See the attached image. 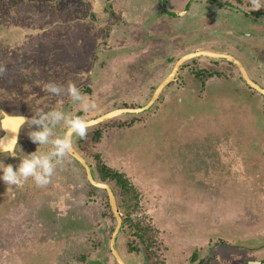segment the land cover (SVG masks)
Instances as JSON below:
<instances>
[{
    "label": "flooded vegetation",
    "instance_id": "obj_1",
    "mask_svg": "<svg viewBox=\"0 0 264 264\" xmlns=\"http://www.w3.org/2000/svg\"><path fill=\"white\" fill-rule=\"evenodd\" d=\"M0 1L2 2L0 13L2 10L7 12L5 1ZM36 1H39L40 5L48 11L60 10L65 15L66 9L68 10L71 3H74L72 0H34V2L32 0L33 3ZM76 1V4L72 6L74 14L83 21L85 20L84 5L88 6V3L84 0ZM147 1L88 0L93 7V10L89 8L90 12L86 15L89 23L99 24L97 18L99 12H94L96 7L101 8L102 11L107 10L105 26L119 24L129 29V33L125 31L126 29H114L113 35L118 33L124 38L130 35L131 39L126 42L133 43L117 47L114 45L115 37L113 39L106 37L104 42L103 40L100 42L103 43V51L100 47L90 54L93 60L87 68L84 67L82 76L97 74L102 77L101 81L107 83V88L100 90L104 92H94L95 99L97 100L98 94H105L122 80L125 68L129 67L133 60L144 62L146 60L143 59L144 57L153 61L151 67L154 69L151 71L152 80L149 81V88H146L142 99L152 92L154 94L150 102L139 109L142 110L140 113L131 114L125 112L130 110H120L124 113L119 116H110L115 112L94 118H92L93 115L89 118L82 115L81 117L88 125L86 136L79 138L73 135L72 151L64 158L63 164L57 166L47 185L37 187L31 178H28L19 188L7 186L0 181V264H212L210 260L200 259L198 255L200 247L206 251L205 257H212L210 256L212 240L216 241L213 244V247L216 246L215 249H227L222 257L223 264H239L242 260L244 264H249L250 261L257 259L260 264H264V8L258 11H246L249 0ZM61 3L64 5L63 8ZM66 4H68L67 7ZM127 7L132 11L130 15L125 11ZM150 12L156 15L154 17L156 24L153 25L154 21L151 23L153 27L156 26V30L153 33L149 32L148 37L150 40L153 37L155 39L150 42L146 40L143 43L140 40L144 35L142 34L144 29L152 26L151 24L147 26L148 21L151 20ZM143 22L146 23L144 26ZM115 26L118 27V25ZM105 41L108 46L104 45ZM3 46L4 44L1 47ZM116 54L121 59L118 64L115 57L103 65L104 59ZM7 57L11 59L12 56L9 54ZM20 62L18 58V63ZM39 63L44 65L41 61ZM13 64L10 62L8 65L0 61V89L5 90L3 85L6 84L3 83L10 82L16 76L6 86L7 90L19 87L23 91L28 88L27 84L30 86L32 84L31 74L25 72L23 74V71L15 72ZM55 66L56 63L50 64L49 67L45 64L44 72L51 73L53 70H49L50 68L62 72L61 67ZM107 75L114 76L116 82L107 79ZM74 77L70 81L77 86ZM41 78L44 81L46 79L43 76ZM23 81L25 82L22 83ZM166 81L169 82L166 83ZM155 82L158 83L157 87ZM164 83L166 84L162 87ZM42 89L40 85H34L29 90L34 94L32 93L31 97L22 103L26 110L17 108L15 113L9 114L2 106L0 122L6 116L9 118L31 117L33 114L31 115L29 111L34 108L29 106L31 102L40 105L45 111L52 109L42 99L48 96V99L53 101L51 98L53 94L44 91V96L36 98L37 94H41ZM65 95L66 93H62L59 96ZM14 101L19 103L18 100ZM242 101H246L252 109H249L246 114L241 113L240 109L233 113L235 117L233 125L239 133L235 137H227L222 133V140L216 142L217 150L211 151V148L207 147L210 151H206L204 161L196 160L190 165L191 169L188 171L189 180L193 182V184L188 183V188L193 191L190 195L197 199L202 192L204 204L208 208L205 207L204 211L209 214L207 223L211 224L215 231L205 233L203 237L196 235L192 239L180 240L177 233L178 230L185 228L187 219L179 217V221H176L177 217L170 212V203L174 201L172 200L175 197L174 194L165 189L160 181L158 183L157 178L148 176L146 168L149 169V166L145 161L139 160L138 157L132 158L134 153L122 147L128 138L127 131L136 125H143L145 118H150L158 112L160 106L166 102L176 104L187 102L189 105L202 106V104L225 105ZM64 108L66 109V106L61 107L60 110L63 111ZM80 113L82 112L79 110L78 114ZM120 116L129 117L134 121L136 119V121L120 132L110 131L103 125ZM59 126L53 127L54 135L61 133L59 129L58 134L56 131ZM35 128L36 126H33L29 129L27 125L19 128V133L15 134L17 155L23 156L36 151L38 145L28 136V132ZM122 131L123 136L120 137ZM12 135L7 131H0V138H11ZM115 136L123 143L120 149L113 152L116 139L113 140L112 137ZM147 136L136 135L135 137L146 138ZM155 138L151 140L154 142ZM90 139L94 142L105 141L107 159L99 153L96 156L95 153L89 155L87 144ZM228 141L232 142L228 143ZM48 147L40 146L39 151L46 152ZM141 147L142 145H138L136 150L140 151ZM9 154L7 151L0 154V161L12 164L15 169L19 163V156H9ZM75 155L79 156L82 162ZM91 156L95 165L91 161ZM130 159L131 161L134 159L133 164L130 163ZM128 162L130 167H127ZM203 162L206 163L203 164ZM220 162H223L225 167L217 171ZM249 163L257 167L246 171L245 164ZM74 164L77 166L76 171H72L67 166H74ZM238 165L243 171H236ZM120 166H124V169L120 170ZM240 174L242 178H239ZM237 182L246 188L245 192H248L252 200H246V197L241 194L242 199L240 203H237V218L232 215L226 216L224 211L219 214L220 205L226 197L227 204H231L230 197L240 196L238 191L234 193L233 186ZM127 187L133 189V196L137 198L139 204L146 202V196L156 202L154 209L157 206L158 209L150 212L149 215L158 219L161 226L158 230L166 233H162V246L153 247L147 239H145L147 242L143 240L144 236H136L137 243L141 244L134 245L132 241V246L127 245L129 247L127 254L121 250L119 239L124 230L127 212L120 203L119 190L121 188L126 190ZM211 210H213L212 213ZM191 215L195 217L194 209ZM44 216H53V223L43 221ZM215 218H218L217 222ZM101 219L104 223H109L110 230L107 231L111 233L108 258L89 259L88 256L92 255L78 252L83 250L84 241L94 251L100 250L98 243L100 236L102 238L103 235ZM225 221L231 223V226L240 228L237 234L224 232L227 231ZM16 227L20 228L19 233L15 231ZM31 227L33 232L28 229ZM64 227L66 229L64 232L68 229L71 230V234L73 231L77 232L74 234V242L66 244L63 250L56 253L48 252L50 245L44 247L51 242V236L57 239L58 246L64 241L60 234ZM28 233L30 238L26 236ZM62 236L66 234L62 233ZM216 243H219L218 247ZM51 245L55 246L56 242L52 241ZM87 251L91 254V251ZM258 255L263 256L254 258Z\"/></svg>",
    "mask_w": 264,
    "mask_h": 264
},
{
    "label": "rangeland",
    "instance_id": "obj_2",
    "mask_svg": "<svg viewBox=\"0 0 264 264\" xmlns=\"http://www.w3.org/2000/svg\"><path fill=\"white\" fill-rule=\"evenodd\" d=\"M4 1L7 12L6 10H2L0 13L2 18V21L0 22V61L5 64L8 63V65H10V62H13L14 70L17 73L19 71H23V74L24 72L26 74H31L32 84L31 86L30 84H27L31 88H33L34 85H40L43 88V85L48 82L66 85L70 79L75 76L74 80L76 81L77 87L80 91L83 94H86L96 103L95 105L101 108L99 109L96 106L93 110L87 113L81 111L82 113L78 114L79 108L72 104L71 98L67 95L64 97L53 95L51 96L53 101H50L48 96L46 99L43 98V102L52 107V109L56 108L60 110L61 107L66 106V109L64 108L63 111L66 110V112H74L78 116L84 115L85 118H87V116L89 118L90 115H93L92 118H94L120 110H139L150 102L154 92L150 93L145 99H142L146 93V88H149V81L152 78L151 71L154 69L151 67L153 66V61L146 57L143 58L146 59L144 62L133 60L129 67L125 68L122 80L110 90L106 91L105 94H98L97 100L95 99L96 95L94 92L106 89L107 83L101 81L100 78L102 77L97 74L91 73L85 77L82 76L83 73L81 74V72L85 69L84 67L87 68L89 63L93 60V57L90 54L98 50L100 47L102 49L101 51H103L104 46L102 45L103 43L100 42L101 40L104 42L106 37L108 39H113V37H115L116 42L114 45L117 47L121 45L126 46L128 44H133L126 42L131 39L129 38L130 35H125V38L121 37L122 35H119L118 33L113 35L114 29L121 30L126 28L120 26L119 24H115L118 25V27L113 24L105 26L106 24L104 21L108 16L107 10L102 11V9L98 7H96L97 9H94L95 13L99 12L97 13L99 24L96 25L89 23L86 19V15L90 12V9L93 10L92 4L89 3L88 0H84V2L88 3V6L84 5L85 10L83 11L85 20L83 21L82 18H78L74 14L72 6H74V3L76 4V0H72L74 3L70 2L71 5L68 10L66 9V15L61 13L62 11L60 10L48 11L44 9L43 5H40L39 1H36L35 3H33L34 0L33 2L32 0ZM1 4L2 2L0 1V5ZM61 5L63 8L64 5L62 3ZM67 5L68 4L65 6L67 7ZM125 11L128 15L132 12L128 9V7ZM150 14L151 15L149 17H151V20L148 21L147 26L150 25L154 21V17H156L154 13L150 12ZM122 23L125 22L122 21ZM145 24L143 22V26ZM154 24H156V21L153 22V25ZM153 25L144 29V32L142 33L144 35L143 37L141 36L142 39L140 40L141 42L144 43L146 40L149 42L151 40L154 41V37L151 40L150 37H148L149 32L153 33L156 30V26L153 27ZM128 30L129 29H126L125 31L129 33ZM7 35L9 36L6 37ZM106 41L104 45L108 46ZM2 43L4 44L3 47H1L3 45ZM9 54L12 56L10 57L11 59H7ZM109 57L110 58L102 61L103 65L105 62H109L111 58L114 59L115 57L117 64L121 61L118 54ZM18 58L21 61L20 63H18ZM40 61L44 63V65L40 64ZM53 63H56L55 67H61L62 69L60 70H62V72H58L56 69L54 70L52 68L49 69L53 70L51 73L48 74L47 72H44L45 64L49 67L50 64ZM18 67H21L22 69H19ZM41 76L46 77L45 81L41 78ZM15 77L12 78L10 82H12ZM107 79L116 82V80H114V76L112 75H107ZM10 82L3 83L6 84L3 85L5 90L0 89V111L2 106L4 107V111L9 114L15 113V111L18 110L17 108L26 110V107L23 108L22 103H25V100L29 99L34 92L29 91L31 89L29 86L28 88L23 89V91H21L22 88L19 89V87L18 89L8 88L7 90L6 86H8ZM24 82L25 81L22 83ZM157 84L158 83L155 82L156 87ZM217 89H219V87H217ZM220 91L223 92L221 88ZM220 91L218 93H220ZM8 92L10 94H8ZM40 96H44L43 89L41 94H37L36 98ZM210 99L211 98H209V100ZM14 100H18L19 103L17 104ZM108 104H110V106H106ZM29 106L34 107L29 111L31 115L33 114L32 110L41 108V106L37 105L35 102H31ZM237 109H240L241 113L246 114L249 112V109L251 110L252 108L246 101H242L241 103H226L225 105L202 104V106L189 105L187 102H181V104L166 102L160 106L158 112L150 116V118H145V123L143 125H136L131 130L127 131L128 138H126L122 147L128 150V152L134 153L132 154V158L138 157L139 160L145 161L149 166V169L148 167L146 168L148 176L150 175L151 177L154 176L157 178L158 183L160 181L165 189L174 194L175 197L172 199L174 201H171L170 203V212L173 216L177 217L176 221H179V217L187 219L185 222V228L183 230H178L180 233L178 232L177 236L180 240L192 239L196 237V235L203 237V234H209L215 231V228H213L211 224L208 225L207 223L209 222V214L204 211L205 207L207 208V205L204 204V195H201L202 192L199 194L197 199L190 195L193 191L188 188V183L193 184V182L189 180L188 171L191 169L190 165L194 164L196 160L200 159L204 161V158H206V151H210L207 147H210L211 151L217 150L216 142L218 140H222V133L224 136L226 134L227 137H235L239 133V131L236 130V126L233 125L235 123L233 113ZM218 120L221 122L219 123ZM135 121L131 120L129 117L120 116L117 117V119L110 120L108 123H104L103 125L110 131L120 132L128 126H132ZM58 129L61 133L64 132V129L59 126L56 130L57 134ZM61 133H59V135ZM120 134V137H122L123 131ZM136 135L148 136L146 138H136ZM153 137H156L154 142L151 140ZM117 138L118 137L116 136L112 137L113 140L116 139V145L115 142L113 145V152L120 149L121 144L123 143V141H120V138ZM231 142L232 141H228V143ZM138 145H142L140 151L136 150ZM87 148L88 152L90 151L89 155L95 153L96 156L99 153L104 156V159H107L105 141L101 140L94 142L90 139L87 144ZM91 161L95 165V161L92 156ZM133 162L134 159L130 163L133 164ZM130 163L128 162L127 167H130ZM205 163L206 162H203V164ZM110 165L112 166L111 163ZM67 166L72 171H76L77 166L75 164L74 166ZM123 167L124 166H120L119 169L123 170ZM224 167L223 162H220V165L216 170L218 171L224 169ZM256 167L257 166L254 164H245L246 171H251L252 168ZM236 169V171L239 170V172L243 171L240 169V166ZM243 176L244 182L246 183L247 180L244 173ZM243 176L240 174L239 178H242ZM233 187L234 193L236 194L238 191L240 196L230 197L231 204H227L226 197L220 205V213L217 212V214H222L224 211L226 216L229 217V215H232L237 218L236 209L237 203H240L242 199L241 194H243V197H246V200H252L250 199L251 196L249 197L248 192H245L246 188L243 187L241 183L237 182ZM192 188H194V186ZM242 188L243 190H241ZM133 194V189L129 187H127L126 190L123 188L119 190L120 203L123 206V209L127 212L124 230L122 231L119 239L121 250L124 253H126L129 248L127 245L132 246V241V244L134 245L141 244L137 243V239L135 238L136 236H144V241L147 239L148 243H151L153 247H157L158 245L162 246V233L166 234L165 232L158 230V228H161V226H159L158 219L156 220L152 218V215H149L150 212H155V210L158 209V206L154 209L156 202L151 201V198L146 196V202L139 204L137 198L135 199ZM100 205L102 206V204ZM212 206L214 210V205ZM193 209L195 210L194 218L191 215ZM213 210H211V213ZM229 212H232V214H229ZM53 218V216H44L43 221L53 223ZM241 218H243V216ZM100 221V226H102L103 229L102 238L100 236V241L98 243L100 250L98 252L96 250L94 251L90 248L88 243L84 241L83 250H79L80 252H78H85L86 254L92 255L88 256L89 259L108 258L107 256L110 244L109 238L111 236V233L109 234L107 231L110 230L109 223H104L102 219ZM215 221L217 222L218 218H215ZM225 223H227V231L224 232L237 234L240 228L231 226V223H228V221H225ZM28 229L33 232L32 227L31 229ZM64 230H66L65 227L61 232L65 233L66 236H62V233H60L61 238L64 239V241L62 243L60 242L59 246L57 244V239L51 236V242H56V245L52 246L51 242H49L44 247L46 248L50 245L48 252L56 253L59 250H63L66 244H69L72 241L74 242V234L77 232L75 233L72 230L73 234H71L70 229L65 232ZM15 231L19 233L20 228L16 227ZM13 236L16 235L13 234ZM26 236L27 238H30L29 233ZM9 239H11V237H9ZM215 242V240L211 241L212 249L210 251V256L212 257H205L206 251L199 247V252L197 251L199 258H206L210 260L212 264H223L224 262L222 261V257L225 255L227 249H215L216 246L213 247ZM216 245L218 247L219 243H216ZM257 246H259V244ZM87 250L91 251V254ZM43 251L46 250L43 249ZM180 255L183 257L181 252ZM256 256L254 258H259L263 255H258V257ZM127 257H129V255H127ZM239 264H244V260L239 262Z\"/></svg>",
    "mask_w": 264,
    "mask_h": 264
},
{
    "label": "clouds",
    "instance_id": "obj_3",
    "mask_svg": "<svg viewBox=\"0 0 264 264\" xmlns=\"http://www.w3.org/2000/svg\"><path fill=\"white\" fill-rule=\"evenodd\" d=\"M264 8V0H249L246 11H258ZM43 90L53 95L66 93L71 98L73 105L80 111L87 113L96 105L86 94L71 81L66 85L48 82L43 85ZM33 115L29 118H6L0 122V131L12 133L11 138H0V154L7 151L9 156H19L15 151L16 135L22 125L29 129L28 136L33 143L38 145L36 151L19 156V163L15 169L12 164L0 161V181L7 186L22 187L28 178H31L37 187H42L50 182L57 166L64 162V158L72 151L73 135L84 138L87 133V122L74 112H65L53 108L45 111L42 108L32 110ZM60 125L64 132L60 135L53 134V127ZM40 146H49L46 152H40ZM249 264H260V261L252 260Z\"/></svg>",
    "mask_w": 264,
    "mask_h": 264
},
{
    "label": "water",
    "instance_id": "obj_4",
    "mask_svg": "<svg viewBox=\"0 0 264 264\" xmlns=\"http://www.w3.org/2000/svg\"><path fill=\"white\" fill-rule=\"evenodd\" d=\"M169 81H166V83H168ZM166 83H164L163 84V86L162 87H164L165 86V84ZM126 113H131V114H136V113H140V112H142V110H134V111H125ZM124 113V111H119V112H115V113H112L110 116H119V115H121V114H123ZM105 119H107V118H105ZM5 138H7V137H5ZM8 138H10V137H8ZM79 160H81L80 159V157L79 156H77V155H75ZM81 162H82V160H81Z\"/></svg>",
    "mask_w": 264,
    "mask_h": 264
},
{
    "label": "bare ground",
    "instance_id": "obj_5",
    "mask_svg": "<svg viewBox=\"0 0 264 264\" xmlns=\"http://www.w3.org/2000/svg\"><path fill=\"white\" fill-rule=\"evenodd\" d=\"M10 133V132H9ZM10 134H12V133H10ZM264 142V141H263ZM263 146V145H262Z\"/></svg>",
    "mask_w": 264,
    "mask_h": 264
}]
</instances>
